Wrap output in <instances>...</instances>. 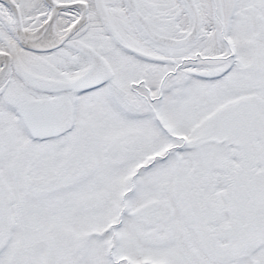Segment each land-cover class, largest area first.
<instances>
[{"label": "snow or ice", "instance_id": "obj_1", "mask_svg": "<svg viewBox=\"0 0 264 264\" xmlns=\"http://www.w3.org/2000/svg\"><path fill=\"white\" fill-rule=\"evenodd\" d=\"M0 264H264V0H0Z\"/></svg>", "mask_w": 264, "mask_h": 264}]
</instances>
